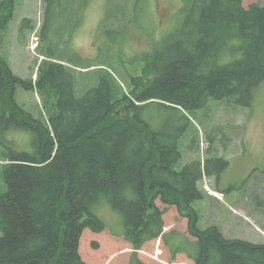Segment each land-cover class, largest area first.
Returning <instances> with one entry per match:
<instances>
[{
	"label": "trees",
	"instance_id": "1",
	"mask_svg": "<svg viewBox=\"0 0 264 264\" xmlns=\"http://www.w3.org/2000/svg\"><path fill=\"white\" fill-rule=\"evenodd\" d=\"M6 1L12 11L15 0H2L0 11ZM182 13L177 30L126 82L97 69L96 83L82 85V67L50 54L33 82L0 56V264H102L122 239L133 248L128 264H149L139 255L145 245L158 255L164 245L172 259L184 253L193 264H264V242L198 226L191 205L205 197L199 182L212 174V159L182 165L180 145L191 124L186 112L209 99L251 106L264 82V5L184 0ZM19 87L39 92V116L18 102ZM103 203L122 216L121 232L96 214Z\"/></svg>",
	"mask_w": 264,
	"mask_h": 264
},
{
	"label": "rangeland",
	"instance_id": "2",
	"mask_svg": "<svg viewBox=\"0 0 264 264\" xmlns=\"http://www.w3.org/2000/svg\"><path fill=\"white\" fill-rule=\"evenodd\" d=\"M259 2L264 5V0H244V5ZM183 5L184 0H15L10 11L6 1L0 23L9 14L11 18L5 34L0 33V56L8 59L17 76L33 82L49 54L58 62L82 67L78 71L88 73L80 77L82 85L96 83L97 69L108 70L126 82L143 70L162 40L180 26ZM24 19L28 21L22 28ZM125 88L131 91L126 84ZM16 98L25 109L40 115L43 104L36 89L19 87ZM122 109L117 116H123ZM42 113L48 118L47 111ZM186 113L191 124L180 140L182 165L195 158L203 164L212 159V174L205 173L199 182L205 197L191 205L200 214L198 226L216 224L227 238L264 242V82L255 88L251 106H228L211 98L203 107ZM197 129V146L191 149ZM24 136L17 134L20 140ZM217 157L225 158L228 165L222 168ZM2 163L0 160V194L5 188ZM95 212L110 230H123L122 216L108 203L97 206ZM162 247L158 255L154 245H145L139 255L149 264H193L184 253L172 259L168 248ZM132 251L122 239L102 264H128Z\"/></svg>",
	"mask_w": 264,
	"mask_h": 264
},
{
	"label": "bare ground",
	"instance_id": "3",
	"mask_svg": "<svg viewBox=\"0 0 264 264\" xmlns=\"http://www.w3.org/2000/svg\"><path fill=\"white\" fill-rule=\"evenodd\" d=\"M214 194H216L217 196H221L219 193H217V192H214Z\"/></svg>",
	"mask_w": 264,
	"mask_h": 264
}]
</instances>
